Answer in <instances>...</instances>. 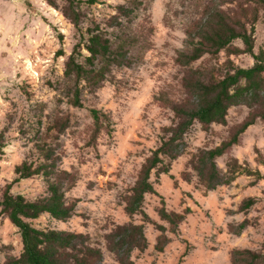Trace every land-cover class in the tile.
<instances>
[{"label": "rangeland", "instance_id": "rangeland-1", "mask_svg": "<svg viewBox=\"0 0 264 264\" xmlns=\"http://www.w3.org/2000/svg\"><path fill=\"white\" fill-rule=\"evenodd\" d=\"M195 0H98L80 4L81 30L65 15L66 0H0V133L4 154L0 155V197L16 178V166L24 161L37 166L51 150L58 168L70 173L66 191L68 203L75 204L67 221L45 213L33 220L39 228L82 233L100 246L103 264H117L107 249L106 235L117 225L145 224L148 248L133 252L134 264H232V251H264V179L241 175L230 184L207 191L190 165L204 149L226 141L249 117L253 109L232 106L226 123L204 127L196 122L185 135L186 150L172 162L167 174L152 175L156 193L147 194L143 214L129 216L124 195L135 184L146 159L161 144L164 127L172 125L171 103L187 98L185 77L191 69L225 72L231 64L250 67L253 57L244 52L241 40L217 55L206 54L185 67L177 61L186 49V25L196 17ZM129 6L130 16L119 6ZM198 16V15H197ZM96 24L110 39L127 34V53L132 64L114 66L99 88L82 82L83 107L68 102L65 65L82 33ZM87 37V34H86ZM87 39V38H86ZM62 49L63 55H58ZM264 49V10L256 24L255 53ZM84 54H88L85 50ZM98 109L109 121L96 131L91 110ZM238 160L264 174V119L259 118L241 136L238 144L217 159L222 171ZM51 162V161H49ZM189 174L191 182L184 179ZM68 179L70 180L68 184ZM14 194L34 200L47 195L42 175L12 185ZM255 204L241 210L243 202ZM192 212L177 233L159 216V209ZM248 226L233 231L240 223ZM167 227L170 242L163 252L155 249ZM23 244L18 228L1 213L0 264L20 256Z\"/></svg>", "mask_w": 264, "mask_h": 264}, {"label": "trees", "instance_id": "trees-1", "mask_svg": "<svg viewBox=\"0 0 264 264\" xmlns=\"http://www.w3.org/2000/svg\"><path fill=\"white\" fill-rule=\"evenodd\" d=\"M66 1L69 3V10H65V15L80 31L81 16L76 7L83 3L92 5L98 0ZM194 5L197 8L196 17L186 25L187 46L177 59L180 65L189 67L206 54L217 55L222 50L230 49L236 40H241L245 48H237L233 52L250 54L254 64L246 68L231 64L224 73L191 69L190 74L185 77L187 98L171 103L175 114L174 123L164 127L161 144L146 159L135 184L124 195L125 212L131 217L143 214L145 222L151 220L143 209L145 197L156 193L153 173L161 175L170 172L172 162L184 154L185 135L196 122L204 127L224 124L232 106L246 105L253 111L228 140L214 148L201 150L190 165L199 184L207 191L230 184L241 175L264 179L260 170H254L238 160L231 161L226 171H222L217 164V159L238 144L240 136L251 125L259 118L264 119V49H260L258 53L254 51L256 24L264 10V0H195ZM119 10L120 14L114 19L121 25L120 17L130 16L131 9L121 5ZM116 36H119L115 37L116 40L128 37L123 31ZM116 40L110 39L107 30L98 24L82 33L81 41L75 44L65 65L64 76L69 85L67 96L70 104L83 107L82 82L99 88L114 66L132 64L127 55L129 50L126 40ZM84 50L88 54H84ZM57 54L63 55L64 52L60 49ZM91 113L96 131L101 130L109 117L101 114L98 109H92ZM5 146L4 134L0 133V155L4 154ZM45 152L44 161L37 166L28 161L17 165L13 183L42 175L47 183V195L31 200L22 194H14L11 183L0 197L1 213L6 214L18 228L23 244L20 256H11L3 264H103L102 248L94 245L87 235L39 228L33 224V220L45 213L57 220L67 221L74 215L76 207L75 204L68 203L66 198V191L71 186L66 185L70 173L58 168L56 160H52L51 150ZM184 179L191 182L189 174ZM69 182L68 179V184ZM254 204L255 199L248 198L243 202L241 210H248ZM191 212L190 207L178 213L168 211L165 206L158 211L160 218L169 224L173 233L178 232L180 224ZM247 226V221H243L233 232L240 234ZM156 228L161 234L155 249L163 252L170 242L166 234L167 227L156 224ZM106 243L117 264H134L133 252H144L149 245L145 224L128 222L117 225L106 235ZM232 264H264V251L235 249L232 251Z\"/></svg>", "mask_w": 264, "mask_h": 264}]
</instances>
